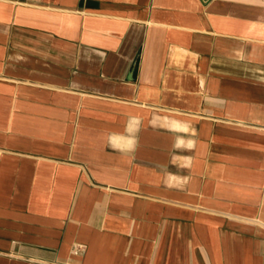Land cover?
<instances>
[{"label":"crops","instance_id":"obj_1","mask_svg":"<svg viewBox=\"0 0 264 264\" xmlns=\"http://www.w3.org/2000/svg\"><path fill=\"white\" fill-rule=\"evenodd\" d=\"M0 264H264V0H0Z\"/></svg>","mask_w":264,"mask_h":264},{"label":"built area","instance_id":"obj_2","mask_svg":"<svg viewBox=\"0 0 264 264\" xmlns=\"http://www.w3.org/2000/svg\"><path fill=\"white\" fill-rule=\"evenodd\" d=\"M77 247L78 248H82L83 247V244H78Z\"/></svg>","mask_w":264,"mask_h":264}]
</instances>
